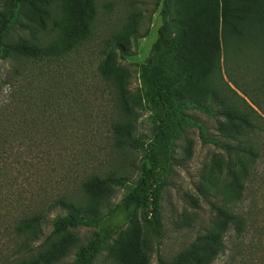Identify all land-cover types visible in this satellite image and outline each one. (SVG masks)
I'll use <instances>...</instances> for the list:
<instances>
[{
	"label": "trees",
	"instance_id": "obj_1",
	"mask_svg": "<svg viewBox=\"0 0 264 264\" xmlns=\"http://www.w3.org/2000/svg\"><path fill=\"white\" fill-rule=\"evenodd\" d=\"M52 3L60 7V13L51 19L54 39L45 41L36 36L35 25L45 28ZM181 5L162 0V24L149 55L138 63L135 93H122L119 79L103 74L102 80L113 93L110 140L96 154L84 144L76 150L63 145L65 94H51L50 81L40 83L32 71L21 77L22 66L38 61L49 64L51 57L67 53L86 38L95 19L94 1L2 0L0 60H10L18 67L1 81L6 98L0 100V238L19 240L21 256L16 264H52L66 251L51 254V237L71 228L94 227L70 263L91 264L111 234L133 221L137 211L143 226L160 244L165 235L161 190L175 161L172 145L188 125L197 129L202 143L218 149L210 161L209 190L199 185L203 196L214 198L209 201L211 217L184 256L168 262L158 255V263L210 264L230 243L232 259L240 255L242 260L255 258L256 264H264V145L250 138L258 128L254 120H264V107L231 77L229 81L249 101L230 87L228 95L207 81L219 68V40L224 62L229 61L232 44L233 52L245 51L252 61L264 57V0H182ZM187 10L200 17L188 23L173 15ZM203 11L210 14L208 18ZM173 24L181 38L179 54H173L170 61ZM113 48L122 56L127 54L120 41ZM135 109L155 114L158 124L152 140L146 134H135ZM199 114L214 120L213 131ZM103 149L104 160L99 154ZM114 149L144 153L134 185L118 170H106L104 162ZM220 182L232 195L230 202L223 198ZM106 184L126 187L129 192L107 212L98 213L92 197ZM85 198L88 203L82 201ZM46 225L50 229L44 235Z\"/></svg>",
	"mask_w": 264,
	"mask_h": 264
},
{
	"label": "rangeland",
	"instance_id": "obj_2",
	"mask_svg": "<svg viewBox=\"0 0 264 264\" xmlns=\"http://www.w3.org/2000/svg\"><path fill=\"white\" fill-rule=\"evenodd\" d=\"M93 1L95 19L86 38L67 53L51 57L49 64L38 61L22 66L21 77L29 76L32 71L33 75L40 79V83H45L46 79L50 81L51 94L57 97L65 94L67 101L62 105V109L67 120L63 145L66 149L75 147L76 150L84 144L97 154L99 146L103 147L110 140L108 121L112 116L113 93H110L111 89L102 78L104 75H111L119 79L122 93L127 95L137 91L138 63L143 62L149 55L151 46L158 36V28L162 24L160 14L162 0ZM181 2L182 0H172L173 6L179 8L183 7ZM1 3L2 0L0 5ZM206 7H208L207 3ZM49 11L50 20H47L45 28L39 26V23L37 24L39 27L34 24L38 29L36 36L45 41L55 37L54 23L51 19L59 15L60 7L52 3ZM173 15L183 17L188 23L200 17L189 10L185 11V14L175 12ZM209 15L203 11L204 18H208ZM172 26L170 43L173 46L172 53L168 54L170 61L173 54H179L181 38L179 29L175 24ZM24 34L30 36L29 32ZM119 41L124 44L127 53L124 56L113 48L114 43ZM234 45H230L229 61L224 62L223 47L219 40L221 56L219 68H215L209 74L207 81L218 91L231 95L230 87L247 98L229 81L231 77L264 107V75H262L264 57L258 56L257 60L252 61L253 59H248V55H245V51L233 52ZM15 66L18 67L10 60H0V100L6 98V86L1 81L12 73ZM112 86L113 84L111 88ZM135 110L137 116L135 134H146L148 140H152L158 124L155 114L150 110ZM199 116L206 122L210 131H213L214 120L203 114ZM254 121L258 128L256 134L250 138L254 143L264 145V120ZM104 151L103 149L99 153L102 160L105 159L104 155L102 156ZM216 152L218 149L214 146L201 142L195 127L185 126L172 145L175 161L171 165L167 184L161 190V217L165 226L163 241L159 244L157 237L147 231L139 220V211H137L133 221L127 222L111 234L106 246L91 264H159L158 255L168 262L184 256L196 235L209 225L211 217L209 201L214 198L210 194H207V198L203 196L199 191V185H206V189L209 190V181L212 180L210 161ZM143 160L144 153L140 151L114 149L104 162V166L106 170L115 169L118 170V174L127 175L129 184L134 185ZM217 184L221 185L220 192L223 198L230 202L232 195L227 188L222 182ZM128 192V188L112 184L100 187L92 197L94 210L98 213L107 212L108 208L114 207ZM82 201L88 203L89 200L85 198ZM49 229V225L44 227V235ZM93 231L94 227H76L51 237V254H56L61 249L66 251L64 256L52 264H70L75 249L84 244ZM43 237L41 236L36 243ZM18 242L15 237L13 240L7 236L0 238V264H16L21 256ZM231 253L230 243H226L225 250L210 264H256L255 258L242 260L240 255H236L235 259H232Z\"/></svg>",
	"mask_w": 264,
	"mask_h": 264
}]
</instances>
